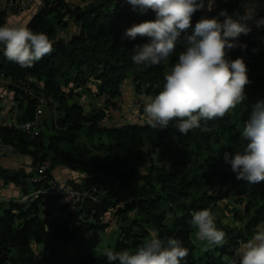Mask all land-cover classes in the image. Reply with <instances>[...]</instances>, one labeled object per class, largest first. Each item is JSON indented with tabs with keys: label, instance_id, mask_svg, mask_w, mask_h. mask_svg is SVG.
<instances>
[{
	"label": "trees",
	"instance_id": "trees-1",
	"mask_svg": "<svg viewBox=\"0 0 264 264\" xmlns=\"http://www.w3.org/2000/svg\"><path fill=\"white\" fill-rule=\"evenodd\" d=\"M241 1L216 0L213 15L223 9L235 17ZM258 1V12L264 18V0ZM48 3L50 0L44 1L43 9L27 26L47 34L54 42V51L34 67L23 68L9 61L0 45V81L9 82L18 103L19 120L31 119L44 99L48 109L57 114L52 123L56 131L29 138L0 126V136L17 153L29 154L33 165L48 160L50 177L57 166L82 173V182L69 181L66 187L79 192L89 190L93 197L79 202L74 210H68L69 204L64 206L75 223L44 212L41 198L26 209L12 200L0 202V261L10 258L9 264H108L103 253L111 247H100L108 220L119 224L113 235L114 251H134L155 233L165 244L169 237L177 238L189 250L182 264L238 261L236 249L253 236L257 225L264 223V182L238 180L224 154L242 150L246 143L241 138L244 124L252 106L264 100V44L255 54L250 49L257 46L252 30L237 38L240 45H247L249 57L253 54L244 60L251 83L246 86L245 101L223 119L201 121V126L187 135L175 128V121L165 129L152 128L147 121L116 125L109 120L111 123L105 126L99 122L116 108L124 83L131 79L136 93L154 98L183 45L178 44L173 55L159 65H136L131 60L133 48L150 42L149 38L138 36L133 40L124 33L134 24L155 19L154 12L141 14L125 0H54L51 7ZM5 12L0 11V24L5 23ZM202 17V11L193 14L191 27L181 33V39ZM69 21L76 23L78 31L59 34L65 33ZM243 49L236 47L228 54L236 58ZM85 96L91 102L100 98L103 107L91 106L90 113L85 114L78 102ZM80 128L91 138L105 136L107 141L100 139L90 145L77 141L75 132ZM34 177L22 169L0 168V178L19 189L26 190L28 178L34 188L39 187ZM217 185L215 195L211 189ZM229 197L234 205L219 204ZM4 203L8 204L5 208ZM201 209H210L214 214L216 227L225 233L223 246L205 248V244H197L190 213ZM132 212L136 213L133 218ZM225 212L233 219L225 221ZM16 221L19 223L14 226ZM50 231L59 237L58 242L49 239Z\"/></svg>",
	"mask_w": 264,
	"mask_h": 264
},
{
	"label": "clouds",
	"instance_id": "clouds-1",
	"mask_svg": "<svg viewBox=\"0 0 264 264\" xmlns=\"http://www.w3.org/2000/svg\"><path fill=\"white\" fill-rule=\"evenodd\" d=\"M134 11L144 14L151 10L155 19L134 24L126 29L129 39L149 38L148 43L133 48L131 60L136 65H159L168 60L178 44L183 45L171 71L164 76L163 88L145 104L144 113L152 128H175L187 135L199 128L201 121L223 119L246 99V86L251 83L243 57L231 59L229 51L247 45L237 38L250 33L247 21L254 9L245 8L244 16H232L227 10L202 17L190 34L181 33L191 27L195 12L205 10V0H126ZM216 0H207L211 12ZM223 17V20L220 19ZM264 26V18L256 21ZM0 45L4 56L23 68H32L54 51V42L43 32L15 22L0 24ZM255 51V50H254ZM241 138L246 141L242 150L225 152L224 160L231 165L238 180L250 184L264 182V100L257 101L245 122ZM196 239L209 245L223 246L225 233L215 224L210 209L190 213ZM189 250L177 238L169 237L166 244L153 233L137 249L114 251L106 248L103 255L108 264H182ZM231 264H264V223L257 225L253 236L235 252Z\"/></svg>",
	"mask_w": 264,
	"mask_h": 264
},
{
	"label": "rangeland",
	"instance_id": "rangeland-1",
	"mask_svg": "<svg viewBox=\"0 0 264 264\" xmlns=\"http://www.w3.org/2000/svg\"><path fill=\"white\" fill-rule=\"evenodd\" d=\"M9 1L10 0H0V11H6L5 12V18H7V16H10V15H17L19 13H22L23 11H25L26 9H28L30 7V5H29L27 8H24V9H22L20 11H17V12L16 11H13V12H10L9 11L8 12L7 8H8V5H9ZM50 4H51V1H50V3H48L47 6L51 7ZM217 4L218 3L215 2V5L213 7V10L211 12H208L207 11L208 5H207V1L205 0V10L202 11L203 12V17L204 16H207V17L208 16L209 17L214 16L213 13H214V11L217 10L216 9ZM259 4L260 3H259L258 0H242L240 2L239 8L235 12L236 16L237 15L244 16L245 15V8L246 7L250 8V9H254L253 17H252L251 20H248L247 23H248L249 27L251 28V30L253 31L252 32V37L255 38L256 41H257V46L256 47H250V49L252 48L253 50H255L254 51L255 54H257V53L260 52L261 47L264 44V26L257 27V25H256V21L263 18L259 14V12H258L257 5H259ZM42 9H43V7L40 8V10H42ZM136 11L139 12L138 10H136ZM72 23H74V22H72ZM75 26H76V29H78V26L77 25H75ZM73 31L74 30H72L70 28L69 29L66 28V31H65L64 34L71 35L72 33H74ZM59 34H61V33H59ZM237 43L239 44L238 41H237ZM246 49H247V47L244 48L243 51H242V53H241V55L240 56H237V57H243L244 60H246V59H248L250 57L252 58V55L253 54L249 57L248 52H247ZM229 57L231 59H235V58H232L231 55H229ZM4 87H5V84H4L3 80H2L0 82V93L3 92ZM132 87H133V84L131 82V79H128L124 83V85L122 86V97H120L119 99L116 100V108L115 109L114 108L111 109L110 110L111 112L110 113H107V115H108L107 119L104 120V121L99 122L100 125L109 126V124L111 122L113 124H116V125L117 124H122V123L124 124L127 121H132L134 123L141 124V123H144L146 121L145 113H144V111H142V107L145 106V104L149 101V99L146 96L144 97V95H140V94L136 93L134 91V87L133 88ZM78 102H80L82 104V106L84 108V113L85 114H89L90 113L91 106H94L96 108L103 107V102H102V100L100 98H96V99L93 98V100L91 102V98H89L88 96H85V97H82L81 99H79ZM92 103H93V105H91ZM54 112L55 111L54 110H51V109H46L43 112V115H42V119H43L42 133L43 134H45V133L51 134V133H54L56 131V130H53V127H52V123L53 122H56V120H54V118L52 116V114ZM18 113H20V112L18 111ZM54 126H55V124H54ZM75 134L78 136L77 137V141H80L82 143L85 142L88 145H90L91 143L97 144L100 139L102 141H105V142L107 141V138L105 136H102L101 138H98L97 136L91 138L90 136L87 135L85 129H83V128H80L79 130H77L75 132ZM4 152L6 153L7 150L5 149ZM18 157H20L21 159H23V158L24 159H29L28 156L19 155ZM62 169L68 170L69 172L75 174L71 178L73 181H75L77 183L83 181L84 175L82 173H79L77 171H74V170H71V169L65 168V167H63ZM56 170H59L60 171L61 170V167H55L51 171V174H52V177L54 179V182H55L56 186L59 188V190H67V189H69L68 187L65 186V181L60 180V179H58V178H56L54 176L55 172H57ZM138 171L140 172V171H142V169L140 168ZM33 174L35 176L37 175L35 172H33ZM138 182L141 183L140 180ZM3 184H4L3 186L0 185V202H3L4 201V198H5V197H2L1 191H2L3 188L5 189V187L7 186V184L6 183H3ZM34 189L35 188L31 185L30 178H28L26 190L19 189L18 190L19 192H14L12 195H10V200H12L14 202H18L21 199V196H22V194H20V192L21 193H24V192L32 193L34 191ZM218 189H219V186L217 185V186H215V187H213L211 189V192L216 195L217 192H218ZM5 199H8V198H5ZM30 204H31V202H28V201L22 203L24 209L28 208V206ZM219 204L221 206H223L225 204H228V205L232 206V204L234 205V202L231 200V197H229V198H225L223 200H220L219 201ZM6 206H8V204L7 203H4L3 204V208H5ZM224 211H225V208H224ZM225 213L227 215V219H225V221H228V220H232L233 219L232 218L233 217L232 215H229L228 212H225ZM135 214H136L135 212H132L131 217L132 218L135 217ZM128 222L129 221H127V223ZM18 223L19 222L16 221L14 223V226H17ZM117 226H119V224H117L115 222V220H108L107 221V227L105 228V230L101 234V243H100V247L101 248L104 249V247L108 246V244L110 245L111 248L114 247L115 242H116V238L113 235H115L117 233V231H116ZM195 240L197 241V244H205V245H203L205 248L208 247V246H211L206 241H199L197 239H195ZM226 257L227 256H225L224 258L226 259ZM9 260H10V258H9ZM9 260L7 258H3L0 261V264H9L8 263Z\"/></svg>",
	"mask_w": 264,
	"mask_h": 264
},
{
	"label": "built area",
	"instance_id": "built-area-1",
	"mask_svg": "<svg viewBox=\"0 0 264 264\" xmlns=\"http://www.w3.org/2000/svg\"><path fill=\"white\" fill-rule=\"evenodd\" d=\"M34 0H10L8 5V12L20 11L27 8L32 4ZM54 2V0H50ZM48 109L47 102L44 99L39 102L34 110V115L31 119L21 121L19 120V109L18 103L15 99L10 101L8 107H0V126L13 128L29 138H36L42 133L43 128V112ZM54 120H56L57 114L55 112L52 114ZM55 123V122H54ZM7 150V152H15L11 146L5 145L3 139L0 136V155ZM50 168V162L43 161L38 162L33 165V171L37 174L34 180L40 183V186L35 188L32 193H21V199L19 203L34 202L35 200L41 198L42 209L50 213L52 217L62 215L64 217L70 218L68 216V211L65 209V205H68V210H74L79 202H82L85 198H92V192L84 191L79 192L74 189L59 190L56 186L54 179L49 176L47 170ZM66 186V185H65ZM51 198H57L52 201ZM68 198V201H63V199ZM67 203V204H65ZM45 216V213H43ZM72 223L77 222L73 217L70 218Z\"/></svg>",
	"mask_w": 264,
	"mask_h": 264
},
{
	"label": "crops",
	"instance_id": "crops-1",
	"mask_svg": "<svg viewBox=\"0 0 264 264\" xmlns=\"http://www.w3.org/2000/svg\"><path fill=\"white\" fill-rule=\"evenodd\" d=\"M126 2V0H125ZM44 5V0H34V2L30 5V7L28 9H26L25 11H23L22 13H19L17 15H10L7 16V18H5V23L6 22H15V23H22L27 25L28 22L31 20V18L40 10L41 7H43ZM76 23H70V25L68 26V29H72L74 30L72 34H75L78 29H76ZM66 31V30H65ZM64 32L61 33V35H63ZM59 37H63V36H59ZM70 37V36H67ZM2 81V80H1ZM0 81V82H1ZM5 87L3 89V92L0 93V106H5L8 107L10 104V101L12 100V98L14 99V93L12 92V90L9 87V82L7 80H3ZM131 88V87H130ZM133 88V87H132ZM13 95V96H12ZM17 155V156H16ZM19 155L22 156H28L29 159H21L20 157H18ZM57 167H61V170H56L57 172H55L54 176L60 180L65 181V185L67 184V182L69 181H73L71 178L75 175L71 172H69L68 170L62 169L65 166H57ZM0 168L6 169V170H11V171H16V170H24L27 173H33V163H32V157L29 154H21V153H17L12 152H3L2 155H0ZM67 168V167H65ZM53 178V177H52ZM5 183L4 180H2V178H0V185L3 186ZM7 186L5 187V189L1 191V195L2 197L8 198L5 199L4 201H9L10 200V195H12L14 192H19V188H16L14 184L12 183H6ZM9 184V185H8ZM3 201V202H4ZM63 201H68V198L63 199Z\"/></svg>",
	"mask_w": 264,
	"mask_h": 264
},
{
	"label": "water",
	"instance_id": "water-1",
	"mask_svg": "<svg viewBox=\"0 0 264 264\" xmlns=\"http://www.w3.org/2000/svg\"><path fill=\"white\" fill-rule=\"evenodd\" d=\"M70 103L72 104V102H70ZM48 237H49L50 240H52L54 242H58L59 241V237L56 234H54L52 231H50L48 233Z\"/></svg>",
	"mask_w": 264,
	"mask_h": 264
}]
</instances>
